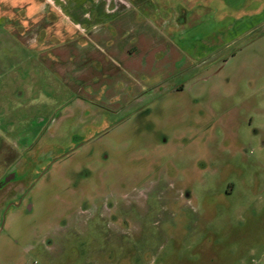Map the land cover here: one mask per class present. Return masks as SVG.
I'll use <instances>...</instances> for the list:
<instances>
[{
	"label": "rangeland",
	"instance_id": "rangeland-1",
	"mask_svg": "<svg viewBox=\"0 0 264 264\" xmlns=\"http://www.w3.org/2000/svg\"><path fill=\"white\" fill-rule=\"evenodd\" d=\"M143 1L0 0V264H264V1Z\"/></svg>",
	"mask_w": 264,
	"mask_h": 264
},
{
	"label": "crops",
	"instance_id": "crops-1",
	"mask_svg": "<svg viewBox=\"0 0 264 264\" xmlns=\"http://www.w3.org/2000/svg\"><path fill=\"white\" fill-rule=\"evenodd\" d=\"M19 2L23 5L18 6L15 4L9 9V12L15 13V10H21L24 5V7L27 8V14L25 17H21V20L26 22L27 19H30V25L25 27L21 36L26 34L39 35V31L45 29L43 21L47 18L49 20H47L46 30L52 32L55 21H52L53 19H51V17H56L57 14L62 16V14H66L67 11L71 14H77V7L79 6L82 8L87 6L91 9V13L94 14L93 17L88 12L83 14L80 12L79 15L82 17L80 23L76 21L73 22L69 19L71 26L78 27V30L82 31L84 34L93 33L100 25L113 17L128 15L127 10L132 7H143V9L146 6L148 7L146 1L143 0H19ZM6 11H8V9H6ZM2 15H5V10H2ZM88 18L90 20H88ZM60 20L62 19L60 18ZM97 32L94 33L97 34ZM41 43L43 42L41 41Z\"/></svg>",
	"mask_w": 264,
	"mask_h": 264
}]
</instances>
